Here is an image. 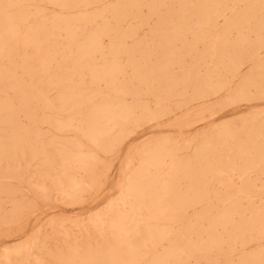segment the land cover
Listing matches in <instances>:
<instances>
[{
  "label": "bare ground",
  "instance_id": "6f19581e",
  "mask_svg": "<svg viewBox=\"0 0 264 264\" xmlns=\"http://www.w3.org/2000/svg\"><path fill=\"white\" fill-rule=\"evenodd\" d=\"M116 1L117 2L113 5L111 3L112 1H110V3H109V0H0V160H6L7 166H8V163H7L8 160H20V157H25V158L29 159L28 158L29 155H33L34 157H36L38 155L39 156L40 155L41 156L46 155V153H45L46 151L44 148L46 145L44 146V144L42 142V139H44L45 136H43L44 138H42V139L40 138L41 140L39 139L40 134H41V136L43 134L42 133L39 134L40 128H38L39 125L37 127L38 121L36 120L37 117L35 114H38V112H39L43 118H45L47 115H49V118L51 117L49 114V110H50V100L52 99L53 96L52 95H51L52 97L48 96L49 95L48 94L49 91H47L48 86L56 85L59 87L58 89L56 87L57 92L55 91L54 95H55L56 99H58L61 102V105L59 106V109H58L59 110L58 118L54 122L53 127H55L58 130H67L69 132L71 131V133L75 132L73 134L80 137L77 140L76 139L75 140H69L68 139L66 141H63V143H61V147L60 146L59 147L62 150L63 149L66 150L67 148H71L70 150H72L71 152H73V148H74L73 146L81 147V146H83V142L86 141V142L91 143L92 145L99 146L98 150L101 149L100 147H102V150H103V146L105 147L107 140L111 138V134L113 132H116V130H118L119 126L121 125L120 120H121L123 114H121L120 110L118 111L119 108L113 109L112 106L115 103L118 102V104H120L122 102H125L124 100L129 95H131V98L133 97L132 98L133 100L131 99V101H136L135 99H137L136 96H138V95H132V94H137L140 91H146V93H147V91H149L150 94L154 93V95H155V93L158 91L159 92L160 91L161 92H170L172 88H175L173 86L175 85L177 88L178 84L184 86L185 84L188 85V83L190 84L192 81H195L192 84V86L194 87V83L195 84L196 83H203L204 84V83H206V81H208V79L216 78L217 80L219 79V81H220L221 77L226 76L227 74L229 75V73H232L233 76L235 75L234 73H237V72L239 73L240 69L242 68V67L240 68L241 64L239 63L240 62L239 60H241L240 56L242 54L246 53V55H247V53H248L249 55L252 56V58L256 57V59H259V57H260L261 52H259V49H260V47L262 48L261 44H264V37L259 35L260 37H259L258 42L255 41L256 43H254V44H252L247 39H240L238 42L235 43V42L230 41L231 38H229V34H231L233 32V30L234 31L237 30L238 32H240L241 27L244 26V23L246 22V20L248 21V19L251 20V18H258L257 14L253 12V10H254L253 4H254V6H255V3H261L263 5L264 1H262V0H242V1L247 2L246 4H248L247 10H245L241 14L231 13L232 17H230L231 20H229L227 27H225V29H223V31L222 30L217 31V34H220V35L216 36L215 45L211 46V50H210L211 52L209 53L210 62H209L208 66L203 65L204 64L203 60L207 56L208 52H205V50L200 51V52L197 51L196 45H198L201 41H204V40H206L208 42L206 37L214 32V26H217L216 25L217 17L221 16V14H222L221 9H219V7H218L222 0H195V1H197L198 6L199 5L201 6V7L199 6L200 8H199V11L197 13L199 25H201V26L198 25L199 27L194 31L193 30L190 31V30L182 27L184 24H186L188 22V20L193 15V14L191 15V12H188V8L190 10V6L187 8V5H189V3L192 2V0H119V1L116 0ZM239 1L240 0H238V2ZM259 1H262V2H259ZM171 2H178L179 3V5L177 4L178 7L175 8L173 6L174 3L172 5V7H174V8L165 6L167 3H171ZM47 4L52 5V6L57 8L56 14L49 15L46 12L47 11L46 10ZM205 4H206V6L204 7ZM250 4H252V5H250ZM208 5L211 6L210 10H207V8H206ZM262 5L260 7L259 6L258 7L261 8ZM145 6H149L148 12H149L150 18L155 20L154 25L151 27V29L149 31V33H150L149 35L154 37V38L160 39L158 45H155V47L153 48L154 51H158L157 52V55H158L157 59L161 60V62L158 64L157 63L152 64V65L148 64V62H147L148 60H147L146 56H141V57L137 56V54L141 51L140 43L134 44L132 47H130L131 45L130 46L128 45L129 47L126 46L124 39L127 37L136 36L139 32V29L137 27H128L127 29L125 27V29H123L120 26V22L122 20H125V18H128L130 16H134L136 18H139L134 14L133 11L136 9H139L141 7H145ZM239 6L242 7L241 5H239ZM233 7H234V4H233ZM71 9H72V11H73V9H76V12L74 14L67 13V10H68V12H70L69 10H71ZM193 11L195 14L194 9H193ZM226 11L227 10H225V12ZM228 11H230V10H228ZM242 11H243V8H242ZM222 12H224V10ZM175 14H177L179 16V19L181 18L183 20V22L180 23L181 22V20H180V22H179L180 24H176V26H174L175 23L173 24V26H169V27L167 25L165 26L163 21L166 20L167 18H170L172 15L175 16ZM109 18H112L113 20H115L116 23H115V21H113V22L110 21ZM148 18L146 20H148ZM261 19L262 20L259 23H257V27L260 29L259 30L260 33H261V29H264V22H263L264 17H261ZM143 20H145V18H142V19L140 18L141 22H143ZM194 20H195V18H194ZM172 21H173V19H171L170 23ZM129 22H131V21H129ZM146 22L147 21H145V23ZM226 22H228V21H226ZM248 23H249V21H248ZM123 24H125V23H123ZM252 24H254V22ZM194 26H196V25H194ZM253 27L254 26L252 25V29H253ZM222 28L223 27H221V29ZM258 28H257V31H258ZM216 29H217V27H216ZM190 32L192 34V39H190L191 42L186 43L184 41L186 39V38L184 39V36L185 35L188 36L189 34H187V33H190ZM249 32H250V30H249ZM221 33H223L224 36H221ZM105 36H109L111 38V43L108 46H105L103 44V38ZM212 36L210 35L209 37L211 39H213ZM245 36H247V35H245ZM134 39H135V37H134ZM136 40H139V39H136ZM135 41H133V43ZM155 42H156V39H155ZM179 42L181 43L180 45H182L184 51H177L176 50V48L178 47L177 45H179ZM211 42H213V41H211ZM200 44L202 45L203 42ZM151 45H152V43H151ZM259 45H261V46L259 47ZM199 48H200V46H199ZM150 49H152V48H150ZM98 53L101 55L100 58H96V56H97L96 54H98ZM147 54H148V52H147ZM187 55L191 56L192 59L191 58L190 59L193 62L189 65L178 63L180 66V71H182V74H180V76L178 74L176 75L177 72L170 74L169 72L171 69L168 71V68H169V65L171 64V62L169 64V61H176V63H177V61L180 62V61H183L185 59V62H187L186 58H185ZM153 56H154V54H153ZM110 57H112V59H110ZM172 57H173V59H172ZM249 58H250V56H249ZM166 60H168V62H166ZM244 62L245 61H243V63ZM257 64H259L258 69L263 68L262 62H259ZM172 65H174V64H172ZM175 66H176V64H175ZM242 66H243V64H242ZM87 70H89L90 72H87ZM167 73L170 74V76L167 75ZM248 73H251V72H248ZM149 75H151L152 80L156 79L155 76H153V75H156L157 80H158L156 86H154L153 84H150L151 81H150ZM166 75L169 78H166V80H164V81L163 80L160 81V79L164 78ZM252 75H253V71H252ZM88 78H89V80H88ZM234 78H236V77H234ZM260 78H259V81L261 80ZM252 79H253V77H252ZM226 80H227V78H226ZM100 82H104L106 84V86H107L106 91L94 90L91 88V86L89 88L86 85V83H90L93 85L96 83L95 85H98L97 83H100ZM253 82H255V81H253ZM263 84H264V82H263ZM226 85H227V83H224L223 85H221L220 90L223 89V87H225ZM261 88H262V85H261ZM51 89H52V86H51ZM194 89H195V87H194ZM194 89H192V90L194 91ZM179 90H180V88H179ZM176 91H177V89H176ZM176 91H174V93H172V92L171 93L175 94ZM236 91H239V90H236ZM236 91H234V92H236ZM50 93H51V91H50ZM154 95H153V97H154ZM169 95H170V93H169ZM211 95H213V94H211ZM158 96H159V93H158ZM205 96H208V95H205ZM153 97H151V95H150V99L151 98L153 99ZM155 99H157V98H155ZM162 99H164V98H162ZM158 101H160V103H163V102H161L162 101L161 99H158ZM167 102L169 103V100ZM170 102H172V101L170 100ZM57 103H56V105H57ZM127 103H129V102H127ZM58 105H59V103H58ZM54 107H55V105H54ZM55 108H53V109H55ZM116 109H117V111H116ZM51 111H53L52 108H51ZM131 112H132V110L131 111L129 110V112L127 114L129 116V118L132 117L129 115V114H133ZM20 116L28 117L31 120L29 121L27 118L26 120H28V122L26 124H22L19 121ZM34 116L36 117L35 119L33 118ZM52 116L54 117V114ZM143 116H144V112L141 113L142 118H143ZM263 118H264V116H263ZM263 118H261V119H263ZM51 120L54 121L52 119V117H51ZM39 121H41V120L39 119ZM260 122H261V120H260ZM43 123L45 124L44 120H43ZM122 123H123V121H122ZM123 125H124V123H123ZM126 126H127V123H126ZM248 126H249V124H248ZM257 126H258V124L255 126V128ZM53 127H51V128H53ZM224 128L228 129L229 126L228 125L224 126ZM249 128H250V126H249ZM50 130L52 131V129H50ZM243 130L245 131V129H243ZM260 130H262V129H260ZM221 131H222V129H221ZM244 131H243V135L246 134V133L244 134ZM216 132H218V130ZM61 134H63V133H61ZM211 134H213V133H211ZM215 134L213 135L214 138H215ZM252 135H253V133H251V135H249V137ZM260 136H264V131H263V133H260ZM263 139H264V137H263ZM247 140L249 142V139H247ZM50 141L52 143H56V144L58 143V141H56V140H50ZM230 144H231V142H230ZM238 145H239V142H238ZM253 145H255V144L253 143ZM85 146H86V144H85ZM146 146H148V144ZM236 146H237V144H236ZM257 146H258V144H257ZM78 147H77V149H78ZM168 147H170L169 144H168ZM244 147H245V144H244ZM263 147H264V142L261 143V149L254 154V156H253L254 159L250 156V153L249 154L243 153L244 155L241 154L238 160H248V161H254L256 159L263 160L264 159V154H263L264 148ZM251 148H252V146H251ZM203 149H204V147H203ZM46 150H47V147H46ZM204 150H203V152H204ZM232 150H234V149H232ZM74 152H77V150H75V148H74ZM197 152H198L197 155H199V150H197ZM197 152H195V153H197ZM203 152H202V154H203ZM48 153H50V152H48ZM62 153L63 154H61V155L63 157H65V158L70 157L72 159V160H63V162L65 163V166H66L67 162H69V164H68L69 167L73 166L75 168L80 169L79 171H82L81 169H83V171L90 170V169H87L88 168L87 163L89 160H85V158H83V156L79 157V152H78V155L68 153V152L65 153L63 151H62ZM207 153H208V151H207ZM145 154H146V158L143 160V164L140 165L141 167L137 166L138 168H140L139 174H137V175H139L140 180L135 179L131 182L127 181V183H129V187L127 189V197H129L130 199H132V197H133L134 199L130 200L129 202H125V198H124L123 200L125 203L122 201L124 203V204H122L124 208H123V210H121L119 212L118 218L117 219L115 218V221L112 224L113 225V232L115 231L114 235L116 234V231L118 233V234H116V237L113 240V242L109 243L105 247H103V245H100L102 248H97V249H92V250H90L88 248V250L85 254H83V252H82L83 255H79L76 252L72 251L68 257L62 256L59 260L54 262L55 264H184L183 258H189L191 256H193V258L194 257L196 258L197 254H205L207 252V250L204 246L205 244L203 246H196V245H191L189 241L192 242V238L194 236H197V238H199V237L205 235L208 237V241H209V239H211V245H215L216 243L219 242L217 240V236H219V234H216V231H217L219 226L227 228L226 232H224L227 235L226 234H224V235L228 236L229 242H230V240H233V239H235L234 241H236V238L238 239V241L240 239L244 240L246 237V234L249 232L251 234L249 233L250 235L248 234V236H251V238H253V240H254V238L255 239H263L264 238V209H262V210L252 209L251 214H250V218L247 219L246 215H245V218L240 217L241 218L240 220L238 218L239 221H235V220H232L233 218L231 219L230 217L235 215V214H238V216H242V217L244 216L243 215L244 212L241 210V208H239L238 205H236L237 202H236V204H231V205L228 204L230 206L224 207L222 212H220V213L218 212L219 214L217 213L218 215H216V218H211L212 209L210 206L205 205V203H206L205 202L204 205H202V208H201V206H199L201 208V210H200L201 212L198 214V217L195 220H192L190 218L189 220L185 219V221L182 222L183 224L181 225V228H180V229H182L181 236L177 235L173 238L170 237L169 246H168L169 248L166 251H163V253H161V254H159V253H155V254L152 253L151 254L149 247L156 245V242L158 245L159 241H161L167 237L168 227H169V224H171V218H173L175 216L177 217V215H178L175 212V210H173V207L171 205H169V200L172 199V197H173L174 199L177 200V202L181 203L182 206L189 207L192 204V202L201 201V200L203 202V200L207 198V190L205 187L199 186V183L197 184V182H196L197 186H199V187L193 186V184H191L192 186L190 187V190H187V191H193V193H194L193 195H190L189 192L188 193H179L180 190L176 191L174 189V187L172 186V183L174 181L177 182L179 179H181V177L184 175V172H185L184 168L186 167V165L183 168L178 163L174 164V161L170 164L169 160H167V158H166L167 155L165 153V149L162 146L149 147L146 149ZM211 154H213V153H211ZM229 154H230V151H229ZM51 155H53L52 152L49 156L51 157ZM225 155H226V153H225ZM201 156H203V155H201ZM210 156H213V155H210ZM218 156H219V154H218ZM228 156H226V157H228ZM231 156H232V153L227 158V160L230 161L229 158ZM237 156L238 155H236V157ZM29 157H30V161H31V156H29ZM85 157L93 159L94 155L93 154L87 155V153H85ZM42 158L43 157L38 158V160L40 159L43 161ZM57 158L58 157H56V159ZM193 158H194V155L191 157V159L193 160ZM33 159L35 160V158H33ZM50 159H51V162H56V161H52V157ZM169 159H170V157H169ZM177 160H175V161L177 162ZM235 160H236V158H235ZM194 161H192L193 164L198 163V161L197 162H196V160H194ZM199 161H200V159H199ZM213 161L215 162V159ZM49 162H50V160H49ZM179 162H180V159H179ZM236 162H233V164ZM224 163H225V166H227V162H224ZM248 163H253V162H248ZM257 163H259V162H256V164ZM42 164L44 166V163L40 161L41 166H42ZM60 164H62V163H60ZM181 164H182V162H181ZM221 164H223V163H221ZM229 164L231 166L230 162H228V165ZM6 165H5V161H4V167ZM51 165H53V164H51ZM54 165L57 167L56 163ZM211 165H213V164H211ZM242 165H243V163H242ZM47 166H48V164H47ZM134 166H135V164H134ZM248 166H249V164H248ZM262 166H264V165H262ZM69 167H66L62 170L67 172V169ZM234 167H235V165H234ZM246 167H247V165H246ZM249 167H248V169L251 170ZM39 168H40V166H39ZM44 168H45V166H44ZM200 168H202V167H200ZM207 168H208V166H207ZM238 168L243 169L244 167L242 168V166L241 167L238 166ZM42 169H43V167H42ZM74 169L72 168L73 171H74ZM129 169H130V167H129ZM165 169L169 170L168 171L169 175L166 178L162 179L160 177V175L162 174L161 172H163V171L165 172ZM189 169H190V167H189ZM227 169H228V167H227ZM241 169H240V171H241ZM262 169H264V168H262ZM53 170L56 171V169H54V168H53ZM133 170H130V171L134 172L135 170L134 171ZM231 170H233V168H231ZM235 170H236V167H235ZM246 170H245V172H246ZM255 170L257 172V169H255ZM46 171L47 170L45 168L44 172H46ZM48 171H49V169H48ZM216 171L219 173V175L223 174L225 172V170H223V169H216ZM1 172H2V170L0 167V173ZM38 172H40V169ZM164 172H163V174H164ZM252 172H254V171H252ZM4 173L5 172L3 171V174ZM71 173H72V171H71ZM76 173H77V171H76ZM206 173H207V171H206ZM215 173L216 172H214V174ZM3 174H0V177ZM6 174L10 175L9 173H6ZM6 174H4L3 177H6ZM36 174H37V171H36ZM43 175H45V174L43 173ZM87 175H88V171H87ZM203 175L206 177L205 174H203ZM211 175H213V174H210L209 176L211 177ZM241 175H242V173H241ZM260 175H261V172H260ZM58 176H60V175H58ZM58 176H57V178H58ZM85 176H86V174H85ZM199 176H200V173H199ZM50 177H51V179L52 178L54 179V177H52V175ZM50 177L48 178L49 181H50ZM128 177L129 176H127V180H128ZM131 177H132V175H131ZM225 177H226V175H225ZM45 178H46V175H45ZM65 178H67V177H65ZM211 178H213V177H211ZM53 179H52V181H53ZM60 179L61 180L63 179L62 176L60 177ZM133 179H134V177H133ZM198 179H200V178L198 177ZM214 179H211V180L214 181ZM222 179L224 180L225 178H222ZM57 180H59V178ZM223 180H221V181H223ZM227 180H228V178H227ZM247 180H248V178H247ZM207 181H208V179H207ZM209 181H210V179H209ZM213 181H211L210 184L213 183ZM237 181H239V180H237ZM237 181H236V184H237ZM191 182L194 183V181H191ZM63 183H62V186H63ZM66 183H68V181ZM66 183H64V186ZM201 183H202V181H201ZM244 183H246V181ZM248 183H250V185H251L250 181ZM248 183H246V184H248ZM69 184H70V181H69ZM69 184H68V186H69ZM223 184H225V182ZM227 184H229V183H227ZM0 185H1V181H0ZM43 185H45V184H43ZM121 185H123V184H121ZM125 186H126V183H125ZM261 186H262V183H261ZM1 187L5 188L4 189V192H5L6 185H5V187L1 185ZM1 187H0V190H1ZM211 187L214 188V186H211ZM221 187H222V185L220 186V188ZM231 187H233V186H231ZM234 187H236V185H234ZM238 187L236 189H238ZM245 187L246 186H244V188H243V186H242L239 191L234 189L238 193L232 192V188L230 189V192H229V189L227 190L226 188L224 189V191L227 190L229 192V193L227 192L228 194L234 193L237 196V200L242 199V201H243L244 198L245 199H247V198L252 199V192H251L252 187L250 189L249 188L247 189V187L246 188ZM3 188H2V193H3ZM66 188H67V185H66ZM66 188H64V189H66ZM72 191L74 192V190H72ZM76 191H78V190H76ZM254 191H255V189H254ZM73 192H71V190H70L71 194ZM211 192H213V191H211ZM211 192H210V194H211ZM255 192H257V191H255ZM258 192H261V191H258ZM262 193H264V191L261 192V195H262ZM124 194H126V193H124ZM9 195H11V194H9ZM254 195L256 196V194H254ZM7 196H8V194H7ZM7 196H6V198H7ZM12 196L13 195H11V197ZM224 196L226 197V195H224ZM149 197H150L151 204L149 205V207L147 209L149 211L148 217L150 218V220H146V219L133 220L132 219L129 221L127 220V222L125 221V224H123L122 218H125V216H127V217H133V216L139 217V216H141V213L137 212V210L141 209V206L143 204L144 199L149 198ZM223 197H222V199H223ZM209 198H211V197H209ZM217 198H219V197H217ZM228 198L230 199L229 195H228ZM254 198H257V197H254ZM234 200H236V199H234ZM254 200H257V199H254ZM8 201L10 202V200H8ZM228 201L229 200H227V202ZM0 202H1V198H0ZM11 202H12V200H11ZM200 203H199V205H200ZM230 203H231V201H230ZM255 204H256V202H255ZM211 205H213V203H211ZM250 205H252V204H250ZM114 206H115V204H114ZM191 206H192V209H194L195 206L194 207H193V205H191ZM243 207H242V209H243ZM253 207L254 206H252V208ZM249 209H251V208L249 207ZM198 210H199V208H198ZM185 211L186 210H183V212H185ZM177 212H178V210H177ZM192 212H193V210H192ZM215 212L216 211H214V213ZM186 213H187V215L189 214L188 212H186ZM191 213H190V215H191ZM192 214L194 215V212ZM183 217H184V215H183ZM186 217L188 218L189 215ZM205 218L207 219L206 223L208 226H207L206 230H203L202 224H204V223H203L202 219H204V221H205ZM96 220H97V218H96ZM95 222H96V224L98 223L97 221H95ZM177 222H178V220H177ZM108 225L110 227L109 222H108ZM107 229L108 228H106V231H107ZM180 229H179V231H180ZM104 230L102 232H104ZM221 231H219V232H221ZM113 232L111 231V234ZM174 233H176V231H174ZM215 234L217 236H215ZM106 235H107V233H106ZM108 236H111V235H108ZM173 236H174V234H173ZM107 237L104 238V243H106L105 239ZM179 237H182L183 239H185L183 243H179V241H181V239H179ZM219 237H221V236H219ZM140 238L142 239V241L140 240ZM111 239H112V237H111ZM167 240H168V238H167ZM167 240H166V242H167ZM244 241L246 242V239ZM249 242H247V243H249ZM237 243L235 245H237ZM241 244H242V241H241ZM258 244H259V242H258ZM260 244H261V242H260ZM69 245H70V243H69ZM69 245H68V247H69ZM96 245H95V247H96ZM160 245H161V247H163L162 246L163 242H162V244L160 243ZM207 246H208V244H207ZM263 246L260 245V247H263ZM84 247L85 246H83V248ZM164 247H166V246H164ZM242 247H243V245H242ZM78 248H79V246H78ZM63 249L64 248H62V250ZM242 249H244V248H242ZM156 250H157V247H156ZM227 250H228V248H227ZM235 250H236V248L234 249V252H235ZM65 251L66 250H64V252ZM84 251H86V250H84ZM220 251H221V249H220ZM229 251H231V249ZM67 252H68V250H67ZM153 252H154V250H153ZM245 252H244V254L242 252V254L245 255ZM258 252H259V250H258ZM37 253H35V254H37ZM80 253H81V250H80ZM207 253H209V252H207ZM239 253H241V252L239 251ZM211 254H213V253H211ZM227 254H226V256H227ZM209 255H210V253H209ZM232 255H230L229 258H231ZM42 256H45V255H42ZM221 256H223V255H221ZM15 257H17V256H15ZM32 257L34 258V256H32ZM218 257L219 256H217V259H218ZM223 257L225 259V255ZM241 257L244 258V256H242V255H241ZM248 257H250V256L248 255ZM256 257H258V254ZM20 258H21V256H20ZM43 258L45 259V257H43ZM213 258H214V256H213ZM233 258H237V256L233 257ZM246 258H247V256H245V258L242 260L246 261ZM9 259H10V256H9ZM46 259H48V258H46ZM10 260L12 261V258ZM202 260H204V259H202ZM205 260H207V258H205ZM208 260H209V258H208ZM218 260H217V262H218ZM226 260H227V258H226ZM200 261H201V259H200ZM211 261L216 262L215 259L211 260ZM228 261H230V259ZM18 262H20V261H18ZM44 262H46V261H44ZM250 262H251V260H250ZM15 263H16V260H15ZM30 263L32 264L31 259H30ZM198 263L200 264V262H198ZM255 263H256V261H255ZM5 264H7V260H6ZM50 264H52V263L50 262ZM193 264H194V262H193Z\"/></svg>",
  "mask_w": 264,
  "mask_h": 264
},
{
  "label": "rangeland",
  "instance_id": "374dc122",
  "mask_svg": "<svg viewBox=\"0 0 264 264\" xmlns=\"http://www.w3.org/2000/svg\"><path fill=\"white\" fill-rule=\"evenodd\" d=\"M110 1H112L111 3L113 5L117 2L116 0H109V3H110ZM262 1H264V0H262ZM262 1H259V2H262ZM173 3H174V5H173ZM246 3L247 2L242 1V0H240L239 2H238V0H225V1L222 0L221 1V3L219 4L218 7H219V9H221L222 14H221V16L217 17V20H216L217 26H214V32L210 34L211 36L213 35L212 36L213 39H211L209 37L210 36L209 35L206 37L208 42L206 40H204V41L200 42V43L203 42L202 45L200 43H199L200 45L199 44L196 45L197 51L200 52V51L205 50V52H208L207 56L203 60L204 66L209 65V62H210L209 53L211 52L210 51L211 46L215 45L216 36L220 35V34H217V31H220V30L223 31V29H225V27H227L229 20H231L230 17H232L231 13L241 14L245 10H247L248 4H246ZM177 4L179 5L178 2H171V3H167L165 6H168L171 8H174V7L176 8V7H178ZM233 4H234V7H233ZM172 5L174 7H172ZM239 5H241L242 7H240ZM250 5H252V4H250ZM261 5H262L261 3H255V6L253 4V8H254L253 12L257 14L258 18H251V20L248 19L249 23L246 20V22L244 23V26L241 27L240 32L235 30L237 32L236 33L233 30V32L231 34H229V38H231L230 39L231 42L236 43L240 39H247L252 44H254V43H256L255 41L258 42L259 37H260L259 35L264 37V29H261V33H260L259 32L260 29L257 27V23H259L262 20L261 17H264V13H263L264 12V3L261 7L262 9L259 8ZM189 6H190V10L188 8ZM199 6H198L197 1H195V0H192V2H190L189 5H187L188 12H191V15L192 14L193 15L188 20V22L182 26L183 28L188 29L190 31H192V30L194 31L199 26H201V25H199L198 14H197L199 11V8L201 7V6L200 7ZM205 6H206V4L204 5V7ZM210 7L211 6L208 5L206 7L207 10H210L211 9ZM148 8H149V6H145V7H141L139 9L134 10L133 11L134 14L139 18H136L134 16H130L128 18H125V20H122L120 22V26L123 29H125V27H126V29L128 27H137L139 29V32L136 36L127 37L124 39V41H125L127 47H129L130 45H131L130 47H132L134 44L140 43L141 51L137 54V56L138 57L146 56L147 60H148L147 61L148 64L152 65V64H156V63L158 64L161 62V60L157 59L158 58V55H157L158 51L153 50L155 45H158L160 39L154 38V37L149 35L150 34L149 31H150L151 27L154 25L155 20L150 18ZM192 8L195 10V14H194V11ZM242 8H243V11H242ZM46 10H47L46 12L49 15H53V14H56L57 8L52 6V5L47 4ZM223 10H224V12H222ZM225 10H227V11L225 12ZM228 10H230V11H228ZM69 11L70 12H68V10H67V13L74 14L76 12V9H73V11L71 9ZM193 17L195 18V20ZM140 18L141 19L145 18V20H143V22H141ZM147 18H148V20H146ZM171 19H173L174 22L172 21L170 23ZM109 20L112 22L115 21L112 18H109ZM180 20H181V22H180ZM129 21H131V22H129ZM145 21H147V22L145 23ZM226 21H228V22H226ZM163 22H164L165 26L167 25L169 27V26H173L174 23H175L174 26H176V24L182 23L183 20L181 18L179 19V16L177 14H175V16L172 15L170 18H167ZM253 22H254V24H252ZM115 23H116V21H115ZM123 23H125V24H123ZM194 25H196V26H194ZM252 25L254 26L253 29H252ZM216 27H217V29H216ZM221 27H223V28L221 29ZM257 28H258V31H257ZM249 30H250V32H249ZM187 34H189V35L184 36V39L186 38L184 41L186 43L187 42L189 43V42H191L190 39H192V34H191V32L187 33ZM245 35H247V36H245ZM221 36H224V34L221 33ZM134 37H135V39H134ZM136 39H139V40H136ZM155 39H156V42H155ZM133 41H135V42L133 43ZM211 41H213V42H211ZM150 42L152 43V45ZM110 43H111V38L109 36H105L103 38V44L105 46H108ZM180 44L181 43L179 42V45H177L178 47L176 48V50L177 51H184L182 45H180ZM261 45H262L263 49L260 47ZM261 45H259V47H260L259 52H261L259 59H256V57L252 58V56L249 55L248 53H247L248 56L246 55V53L242 54L240 56L241 60H239L240 61L239 63L241 65L240 64L239 65H240V68L241 67L242 68L240 69L239 73L238 72L234 73L235 74L234 76L232 75V73H229V75L227 74L226 76L221 77L222 80L220 79V81H219V79L217 80L216 78H213V79H208V81H206V83H204V84L203 83H196V84L194 83L195 89L192 86L193 82H195V81H192L190 84L188 83V85L185 84L184 86L178 84L177 88L174 85L173 87H175L177 89V91L175 88H172L170 92H161V91L159 92L158 91L155 93L156 96L154 95V93L150 94L149 91H147V93H146V91H140L137 94H132V95H138V96H136L137 97V99H135L136 101H131V99L133 97L131 98V95H129L124 100L125 102H122L120 104H118V102L115 103L114 104L115 106L114 105L112 106L113 109L119 108L118 111L120 110L121 114H123V116L120 120L121 125L119 126L118 130H116V132H113L111 134V138L107 140L105 147L103 146V150H102V147H100L101 149L98 150L99 146L92 145L91 143L86 142V141L83 142V146H81V147L77 146L78 149L76 146H73L75 148V150H77V152H74L73 147H72L73 152H71L72 151V150H70L71 148H67L68 150L67 149L62 150L60 148L61 143H63V141H66L68 139L69 140H75V139L77 140L80 137L73 134V133H75L73 131H72L73 133H71V131L69 132L67 130H58L55 127H53L54 122L58 118V114H59L58 109H59V106L61 105V102L58 99H56V97L54 95L55 91L57 92V89L59 87L56 85H51L52 86V89H51V86H48L47 87V91H49L48 96H51V95L53 96V97L51 96L52 99L50 100L49 114L54 121L51 120V117L49 118V115H47L45 118H43L39 112H38V114H35L37 118L35 116L33 117L34 119L36 118V120L38 121L37 127L39 125L38 128H40L39 134L40 133L43 134L42 136L40 134L39 139L40 138L42 139V138H44L43 136H45V138L42 139V142H43L44 146L46 145L44 147L45 151H46L45 152L46 155L45 156H41V155L39 156L38 155L36 157H34L33 155H29V156H31V161H30V157L28 155L27 156L29 159H27L25 157H20V160H8L7 161L8 166L6 165V160H0V167L2 170V172L0 174H3V171L5 172L4 174H6V173L10 174V175L6 174V177H3V175H4L3 174L0 177L1 185L4 187L6 185L5 192H4L5 188L1 187V185H0V187H1V190H0V195H1L0 196V198H1V202H0V264L1 263L5 264L6 260H7V264H12V263L14 264L15 260H16L15 264H31L30 259H31L32 264H36V263L37 264H46V263L50 264V262L53 264L54 262L59 260L62 256L68 257L72 251L76 252L79 255H83L87 252L88 248L90 250L102 248L100 245H103V247H105L109 243L113 242V240L116 237V234H118V233L116 231V234L114 235L115 231L113 232V225L112 224L115 221V218L116 219L118 218L119 212L121 210H123L124 207L122 204H124L125 202H129L130 200L134 199L133 197H132V199L127 197V189L129 187V183H127V181L131 182L135 179L140 180L139 175H137V174H139V170H140V168H138V167H141L140 165L143 164V160L146 158L145 151L149 147L162 146L165 149V153L167 155L166 158H167V160H169L170 164L174 161V164L178 163L183 168L186 165V167L184 168L185 169L184 175L181 177V179H179L177 182L174 181L172 183V186L174 187V189L176 191L180 190L179 193H188L189 192L190 195H193L194 194L193 191H187V190H190V187L192 186L191 184H193V186H196V187H199V186L205 187L207 190V198L204 199L203 202H202V200L192 202L191 205H193V207L195 206L194 209H192L191 205L189 207L182 206V204L177 202V200L174 199L173 197H172V199L169 200V205H171L173 207V210H175V212L178 215H177V217L175 216V217L171 218V224H169V227H168L167 237L164 238L163 240L159 241L158 245L156 242V245L149 247L151 254L152 253L153 254H155V253L161 254V253H163V251H166L169 248L168 246H169L170 237L173 238L177 235L181 236L182 229H180V228H181V225L183 224L182 222H184L185 219L189 220L190 218L192 220H195L198 217V214L201 212L200 210L202 208V205H204L205 202H206L205 205L210 206L212 209L211 218H216V215H218L220 212H222L224 207L230 206L231 204H236V202H237L236 205H238L239 208H241V210L244 212L243 213L244 216L243 217L238 216V214L231 216L230 218L231 219L233 218L232 220H235V221H239L241 218H245V215H246L247 219L250 218V214H251L252 209H255V210L264 209V196H263L264 193H262V195H261V192L264 191V181H263L264 180V169H262V168H264V166H262V165H264L263 164L264 159L263 160L256 159L254 161L238 160L241 154L244 155L243 153H245V154L250 153V156L254 159V157H253L254 154L261 149V143L264 142V139H263L264 136H260V133H263V131H264V118H263V116H264V84H263V82H264V66H263L264 65V61H263L264 60L263 59L264 58V44H261ZM199 46H200V48H199ZM150 48H152V49H150ZM147 52H148V54H147ZM153 54H154V56H153ZM96 55H97L96 58L101 57V55L99 53ZM249 56H250V58H249ZM185 58H186L187 62H185V59L183 61H180V62L177 61V63H176V61H169V64L171 62V64L169 65V68H168V71L171 69L169 73L173 74L174 72L175 73L177 72L176 75L178 74L180 76V74H182V71H180L179 64L189 65L193 62V61H191V59H192L191 56L187 55ZM110 59H112V57H110ZM172 59H173V57H172ZM242 60L245 62L243 63ZM166 62H168V60H166ZM259 62H262V64H263L262 69H258L259 64H257V63H259ZM172 64H174V65H172ZM175 64H176V66H175ZM242 64H243V66H242ZM252 71H253V75H252ZM87 72H90V71L87 70ZM248 72H251V73H248ZM170 74L167 73V75H169V76H170ZM167 75L164 77L165 79L161 78L160 81L161 80L164 81V80H166V78H169V77H167ZM153 76H155V78H156L155 80H152L151 75H149V78L151 81L150 84H153L154 86H156L158 80H157L156 75H153ZM234 77H236V78H234ZM252 77H253V79H252ZM226 78H227V80H226ZM259 78L261 79L260 81H259ZM88 80H89V78H88ZM253 81H255V82H253ZM224 83H227V85L225 87H223L224 90L223 89L220 90L221 85H223ZM95 84L93 85L90 83H86V85L89 88L91 86V88L94 90L106 91L107 86L104 82L97 83L100 87L98 85H95ZM261 85H262V88H261ZM56 87H57V89H56ZM179 88H180V90H179ZM192 89H194V91ZM236 90H239V91H236ZM50 91H51V93H50ZM174 91H176L175 94H172V93H174ZM234 91H236V92H234ZM158 93H159V96H158ZM169 93H170V95H169ZM211 94H213V95H211ZM150 95H151V97H153V95H154V97H153L154 100L152 98L150 99ZM205 95H208V96H205ZM155 98H157V99H155ZM162 98H164V99H162ZM158 99H161L162 100L161 102H163V103H160V101H158ZM168 100H169V103L167 102ZM170 100L172 102H170ZM126 101L129 103H127ZM57 102L59 103V105ZM56 103H57V105H56ZM53 104L55 105L56 108L54 107ZM51 108L53 111H51ZM53 108H55V109H53ZM129 110L130 111L132 110L131 113H133V114H129L130 116H132L131 118H129V116L127 115ZM116 111H117V109H116ZM143 112H144V116L142 118L141 113H143ZM51 114L52 115L54 114V117ZM27 118L28 117L20 116L19 117L20 123L26 124L28 122V120L29 121L31 120L29 118H28V120H26ZM261 118H263V119H261ZM39 119L41 121H39ZM43 120L45 121V124L43 123ZM260 120H261V122H260ZM122 121H123L124 125H123ZM125 122L127 123V126H126ZM248 124H249L250 128H249ZM257 124H258V126L255 128V126ZM227 125L229 126V128L225 129L224 126H227ZM51 127H53V128H51ZM50 129H52V131ZM221 129H222V131H221ZM243 129H245L246 132ZM260 129H262V130H260ZM217 130H218V132H216ZM243 131H244V134L246 133L245 135H243ZM61 133H63V134H61ZM211 133H213V134H211ZM251 133H253V135H252L253 137L252 136L249 137V135H251ZM214 134H215V138L213 136ZM247 139H249V142ZM50 140H56V141H58V143L57 144L52 143ZM230 142H231V144H230ZM238 142H239V145H238ZM253 143L255 145H253ZM85 144L87 147L85 146ZM147 144H148V146H146ZM168 144L170 147H168ZM236 144H237V146H236ZM244 144H245V147H244ZM257 144H258V146H257ZM251 146H252V148H251ZM46 147H47V150H46ZM203 147L205 150L203 149ZM232 149H234L235 151ZM197 150H199L200 156L197 155L198 154ZM203 150L205 153L203 152ZM62 151L65 153L68 152V153L77 154V155L79 152V157L83 156V158H85V160H89L87 163V166H88L87 169H90V170H85L86 171L85 172V171H83V169H81L82 171H79L80 169H78V168H75L73 166L69 167L68 166L69 162H67V164L65 166V163L63 162V160H72V159L70 157L69 158L63 157L61 155V154H63ZM207 151H208V153H207ZM229 151H230V154L232 153V156H233V157L231 156L229 158L230 161L227 160V158L230 156ZM48 152H50V153H48ZM51 152L53 153V155H51L52 161H56V162H51V159H50L51 157L49 156L51 154ZM195 152H197V153H195ZM202 152H203V154H202ZM263 152H264V149H263ZM85 153H87V155L93 154L94 158L93 159L92 158H86ZM211 153H213V154H211ZM225 153H226V155H225ZM192 154L194 155L193 160L191 159V157L193 156ZM218 154H219V156H218ZM201 155H203V156H201ZM210 155H213V156H210ZM236 155H238V156L236 157ZM226 156H228V157H226ZM41 157H43L42 158L43 161L40 159L39 160L44 163V166L47 170L46 172H44L45 168H44L43 164L41 166L40 161L38 160V158H41ZM56 157H58L57 158L58 160L56 159ZM169 157H170V159H169ZM33 158H35V160ZM198 158L200 159V161ZM235 158H236V160H235ZM179 159H180V162H179ZM214 159H215V162L213 161ZM49 160L51 163L49 162ZM175 160H177V162ZM194 160H196V162L198 161V163L193 164L192 161H194ZM4 161H5V165H6L5 167H4ZM59 162L62 164H60ZM181 162H182V164H181ZM220 162L223 163L224 165L221 164ZM224 162H227V166H225ZM228 162L231 163V166H230V164L228 165ZM233 162H236V163L233 164ZM248 162H253V163H248ZM256 162H259V163L256 164ZM55 163L57 164V167L59 169L54 165ZM242 163H243V165H242ZM47 164H48V166H47ZM51 164H53V165H51ZM134 164L136 167L134 166ZM211 164H213V165H211ZM248 164H249V166L251 165L253 168L251 166L249 167ZM234 165L236 167V170H235ZM246 165H247V167H246ZM39 166H40V168H39ZM207 166H208V168H207ZM238 166L239 167L242 166V168L243 167L244 168L243 169L240 168L241 169V171H240ZM259 166L260 167L262 166V167L260 168ZM42 167H43V169H42ZM63 167L64 168L69 167L67 169V172L62 170V169H64ZM129 167H130V169H129ZM189 167H190V169H189ZM200 167H202V168H200ZM227 167H228V169H227ZM248 167L251 170H249ZM47 168L49 169V171ZM53 168L56 169V171L53 170ZM72 168L73 169L75 168L74 171L76 170L77 173H76V171L74 172L72 170ZM231 168H233V170H231ZM39 169H40V172H38ZM216 169H223V170H225V172L223 174L219 175V173L216 171ZM255 169H257V172ZM130 170H133L134 172H132ZM245 170H246V172H245ZM36 171H37V174H36ZM71 171H72V173H71ZM87 171H88V175H87ZM168 171H169L168 169L167 170L165 169V172L163 171L164 174H163V172H161L162 174L160 173L161 174L160 177L162 179L166 178L169 175ZM206 171L208 174L206 173ZM250 171L251 172L254 171L255 173L254 172L251 173ZM259 171L261 172V175H260ZM214 172H216V173L214 174ZM43 173L46 175V178H45V175H43ZM199 173H200V176H199ZM241 173H242V175H241ZM85 174H86V176H85ZM203 174H205L206 177ZM210 174H213V175H211V177H213V178H211L209 176ZM51 175H52V177H54V179L52 178L53 181L50 177ZM58 175H60V176H58ZM131 175H132V177H131ZM225 175H226V177H225ZM48 176L50 177V181L48 180V178H49ZM57 176H58L60 181L57 180L58 179ZM61 176L63 178L62 180L60 179ZM127 176H129L128 180H127ZM65 177H67V178H65ZM133 177H134V179H133ZM198 177L200 179H198ZM222 178H225V179L223 180ZM227 178H228V180H227ZM247 178H248V180H247ZM207 179H208V181H207ZM209 179H210V181H209ZM211 179H214V181ZM221 180H223V181H221ZM237 180H239V181H237ZM67 181H68V183H66ZM69 181H70V184H69ZM191 181H194V183H192ZM201 181H202V183H201ZM211 181H213V183L210 184ZM236 181H237V184H236ZM243 181L244 182L246 181V183H248L250 181L251 185H250V183L246 184ZM63 182L66 183L65 186H64ZM196 182H197V184L199 183V186H197ZM224 182H225V184H223ZM260 182L262 183V186H261ZM62 183H63V186H62ZM125 183H126V186H125ZM227 183H229L230 185ZM43 184H45V185H43ZM68 184H69V186H68ZM121 184H123V185H121ZM233 184L236 185V187H234ZM66 185H67V188H66ZM221 185H222V187L220 188ZM211 186H214V188ZM231 186H233V187H231ZM242 186H243V188H244V186H246L247 189L248 188L250 189L252 187L251 188L252 199L251 198H247V199L244 198L243 201H242V199L237 200V196L234 193H238L237 191H239ZM230 187L232 188V192H234V193L231 192L232 194H228L230 192V189H231ZM237 187H238V189H236ZM2 188H3V193H2ZM64 188H66V189H64ZM68 188L71 190V192H73L72 190H74V192L71 194L70 190ZM225 188L227 190L229 189V192L227 190L224 191ZM234 189L237 191H235ZM254 189L257 192H255ZM76 190H78V191H76ZM211 191H213V192H211ZM258 191H261V192H258ZM210 192H211V194H210ZM124 193H126V194H124ZM222 193L224 195H226V197ZM7 194H8V196H7ZM9 194H11L13 196L11 197V195H9ZM254 194H256V196ZM228 195H229L230 199L228 198ZM6 196H7V198H6ZM209 197H211V198H209ZM217 197H219V198H217ZM222 197H223V199H222ZM254 197H257V198H254ZM124 198H125V202L123 200ZM7 199L10 200V202ZM234 199H236V200H234ZM254 199H257V200H254ZM11 200H12V202H11ZM227 200H229V201L227 202ZM230 201H231V203H230ZM255 202H256V204H255ZM199 203H200V205H199ZM211 203H213V205H211ZM114 204H115V206H114ZM150 204H151L150 197L144 199L143 204L141 206V209L137 210V212L141 213V216H139V217L138 216H133V217L125 216V218H122V220H123L122 223L125 224V221L127 222V220L129 221L132 219L133 220H136V219L150 220V218L148 217L149 211L147 209ZM228 204H230V205H228ZM250 204H252V205H250ZM199 206H201V208ZM252 206H254V207L252 208ZM242 207H243V209H242ZM249 207L251 209H249ZM198 208H199V210H198ZM191 209L193 210L194 215L192 214L193 212ZM177 210L179 213L177 212ZM183 210H186V211L183 212ZM214 211H216V212L214 213ZM186 212L189 213L188 218L186 217V216H188ZM190 213H191V215H190ZM183 215H184V217H183ZM96 218H97V220H96ZM238 218H239V220H238ZM177 220H178V222H177ZM202 220L204 223V224H202L203 230H206V228L208 226L206 223L207 219L205 218V221H204V219H202ZM95 221H97L98 223L96 224ZM108 222L110 224V227L108 225ZM106 228H108L107 231H106ZM109 229L113 232L112 234H111V231ZM179 229H180V231H179ZM226 229L227 228H225V227H221V226L218 227L216 234H219V236H221V237H219L215 234V236H217V240L219 241L215 245H211V239H209V241H208V237L205 235H203L199 238H197V236H194L192 238V242L189 241L190 244L196 245V246H203L205 244L204 246H205L207 252L210 253V255H209V253L206 252L205 254H197L198 257L200 256L199 258L197 256H196V258L195 257L193 258V256H191L189 258H183L184 264H193V262H194V264H199L198 262H200V264H210V263L211 264H229V263L230 264H246L247 262H248L247 264H257V263L258 264H264V246H263L264 245V238L263 239H255L254 238V240H253V238H251V236H248V234L250 233L249 232L246 234V237L248 239L245 237L246 242L244 241L245 239L244 240L240 239L238 241L237 238H236V241H234L235 239H233V240H230V242H229V238H228V236H226L227 234L224 233V232H226ZM103 230H104V232H102ZM174 231H176V233H174ZM219 231H221V232H219ZM106 233H107V235H106ZM173 234H174V236H173ZM224 234H226V235H224ZM108 235H111V236H108ZM104 236L105 237L108 236L110 238L109 239L107 237L105 239L106 243H104V238H105ZM111 237H112V239H111ZM167 238H168V240H167ZM179 239H181V241H179V243H183L185 240L182 237H179ZM140 240L142 241L141 238H140ZM166 240L168 243L166 242ZM241 241H242V244H241ZM162 242H163V245H162L163 247H161V245H160V243L162 244ZM247 242H249V243H247ZM258 242H259V244H258ZM260 242H261V244H260ZM69 243H70V245H69ZM236 243H237V245H235ZM67 244L69 245V247ZM207 244H208V246H207ZM82 245L85 246L84 247L85 249L83 248ZM95 245H96V247H95ZM242 245H243V247H242ZM260 245H262L263 247H260ZM78 246H79V248H78ZM164 246H166V247H164ZM156 247H157V250H156ZM62 248H64V249L62 250ZM227 248H228V250H227ZM235 248H236V250L234 252ZM242 248H244V249H242ZM220 249H221V251H220ZM230 249H231V251H229ZM64 250H66V251L64 252ZM67 250H68V252H67ZM80 250H81V253H80ZM84 250H86V251H84ZM153 250H154V252H153ZM258 250H259V252H258ZM239 251L241 253H239ZM82 252H83V254H82ZM242 252H243V254L245 252V255H243ZM35 253H37V254H35ZM211 253H213V254H211ZM256 253L258 254V257H256L257 256ZM226 254L228 257L226 256ZM42 255H45V256H42ZM221 255H223V256L225 255V259ZM230 255H232L231 258H229ZM241 255L244 256V258H245V256H247L246 261L242 260L244 258L241 257ZM248 255L250 257H248ZM9 256H10V259L12 258V261L9 259ZM15 256H17L18 258ZM20 256H21V258H20ZM32 256H34V258ZM213 256H214V258H213ZM217 256H219L218 257L219 260L217 259ZM236 256H237V258H233ZM43 257H45V259ZM46 258H48V259H46ZM205 258H207V260H205ZM208 258L210 261L208 260ZM226 258H227V260H226ZM200 259H201V261H200ZM202 259H204V260H202ZM214 259L216 260V262L211 261ZM229 259H230V261H228ZM217 260H218V262H217ZM221 260L222 261L224 260V261L222 262ZM250 260H251V262H250ZM18 261H20V262H18ZM44 261H46V262H44ZM255 261H256V263H255Z\"/></svg>",
  "mask_w": 264,
  "mask_h": 264
}]
</instances>
